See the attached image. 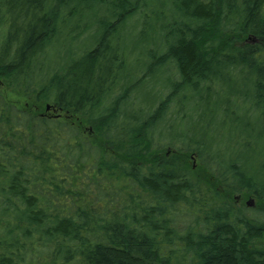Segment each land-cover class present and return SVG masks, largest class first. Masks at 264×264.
Returning <instances> with one entry per match:
<instances>
[{
	"label": "trees",
	"instance_id": "trees-1",
	"mask_svg": "<svg viewBox=\"0 0 264 264\" xmlns=\"http://www.w3.org/2000/svg\"><path fill=\"white\" fill-rule=\"evenodd\" d=\"M262 178L264 0H0V264H264Z\"/></svg>",
	"mask_w": 264,
	"mask_h": 264
},
{
	"label": "rangeland",
	"instance_id": "rangeland-1",
	"mask_svg": "<svg viewBox=\"0 0 264 264\" xmlns=\"http://www.w3.org/2000/svg\"><path fill=\"white\" fill-rule=\"evenodd\" d=\"M149 85L146 86V94L144 95L143 99L141 100V102L139 104H137L135 107H132L131 108V113L134 115V114H138L139 110L143 109L144 105L146 104V107L148 106V96H150V90L148 88ZM206 100L202 103H205ZM214 101H211V103H213ZM213 105H207V104H202V115H206V118L204 119L203 122H198L197 121V117L196 116H193V115H190V118L188 120H185L183 122V125L179 128L175 126V124H172L171 127L174 128V130L178 129L179 131H182V130H191V133H194V137L196 140H201V136L199 135L200 133H202V127L205 128V127H208L209 126V119H210V116L214 113H212L211 110H214L213 108ZM236 108H239L241 106H235ZM194 112V109L192 110V113ZM236 112V111H235ZM237 114L236 115H244L245 116V110L244 109H240V112L238 114V112H236ZM139 115H142L141 113ZM196 115V114H195ZM172 129H168V132L169 131H174ZM178 130H176L178 132ZM167 132V133H168ZM167 136H169L167 134ZM206 142L209 143L210 139L209 137H206ZM238 139L237 138H234L233 141H236ZM228 144V143H226ZM238 151L241 153V163L243 164V166L245 168H247L249 165L253 164L254 161H256V157H257V152H259L261 149L260 148H254V149H250V150H247L245 148H241V147H237ZM221 151L220 155V160L222 162H227L229 161L230 157L232 155H236L234 154V151L231 152L229 150H226L225 146L222 144L220 149ZM171 151V150H170ZM169 151V152H170ZM238 155V154H237ZM191 160H192V164H193V170H197V167L198 165L201 163V160L198 158H196L195 156H191ZM264 179V178H262ZM220 192L223 191V188L221 187V189H219ZM233 199L236 200L237 203H239V206L240 207H250V208H253V209H257L258 207V201L256 199H254L253 197L251 196H248V197H245V196H242L240 195L239 193H234V197ZM250 202L251 206H247V203ZM243 205V206H241ZM246 217H256V215H259L257 212L255 211H250V212H246L245 213Z\"/></svg>",
	"mask_w": 264,
	"mask_h": 264
},
{
	"label": "water",
	"instance_id": "water-1",
	"mask_svg": "<svg viewBox=\"0 0 264 264\" xmlns=\"http://www.w3.org/2000/svg\"><path fill=\"white\" fill-rule=\"evenodd\" d=\"M47 109H50V106H47ZM247 206H251L250 202L247 203Z\"/></svg>",
	"mask_w": 264,
	"mask_h": 264
}]
</instances>
